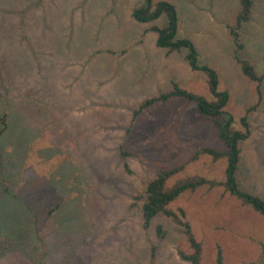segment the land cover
<instances>
[{
  "label": "rangeland",
  "instance_id": "obj_1",
  "mask_svg": "<svg viewBox=\"0 0 264 264\" xmlns=\"http://www.w3.org/2000/svg\"><path fill=\"white\" fill-rule=\"evenodd\" d=\"M141 1L0 0V264H191L179 255L193 252L180 225L160 214L144 227L147 185L181 163L169 186L194 175L224 181L227 160H192L198 148L224 146L193 103L175 97L134 116L174 81L212 98L185 51L159 48L153 24L132 18ZM168 1L180 35L229 90L235 128L249 114L238 179L264 199V78L258 103L236 59L264 77V0L240 29L241 49L230 32L241 0ZM170 207L185 210L202 264H218L219 249L224 264H264V215L224 186L188 191Z\"/></svg>",
  "mask_w": 264,
  "mask_h": 264
},
{
  "label": "trees",
  "instance_id": "obj_2",
  "mask_svg": "<svg viewBox=\"0 0 264 264\" xmlns=\"http://www.w3.org/2000/svg\"><path fill=\"white\" fill-rule=\"evenodd\" d=\"M253 7L254 0H241V10L236 17L235 24L230 27L231 35L238 49L243 47L239 42L241 38L240 29L246 22L251 20ZM132 18L140 23L153 24L151 30L157 34L156 42L159 48L165 49L169 54L185 51V59L189 66L205 75L208 89L212 95V98H209L189 91L174 81L170 90L144 99L134 112V116L137 117L158 103L167 102L175 97L181 98L188 103L196 105L198 112L213 123L218 136L223 142L224 146L222 149L213 146L198 148L192 160H197L202 155H210L215 160L226 159V179L224 181H216L205 176L194 175L180 179L169 186V180L184 170L187 165L186 163H181L172 168L161 170L157 176L149 181L146 188V199L142 206L145 228H148L153 219L160 214L171 218L183 228L193 248L192 253L179 251L180 257L191 262V264H202L203 244L195 237L191 223L186 220L185 210L180 209V212H176L171 209L170 205L188 191L194 192L205 187L213 189L217 186H224L230 194L242 199L244 203L251 206L256 212L264 215V199L259 195L243 190L238 179L242 152L241 143L247 140L251 133L249 114L246 113L241 118L243 129L235 128L234 115L226 109L231 94L228 89L221 88L217 69L207 63L200 62V52L192 38L180 35V16L174 3L168 0H142L140 4L134 6ZM159 21H163V23L159 24ZM236 59L240 63L244 75L256 83L258 103H260L263 95L264 77L258 73L249 60L241 58L238 52L236 53ZM7 128V115L0 114V138ZM2 157L3 152L0 145V164L3 162ZM58 206L52 207L49 213L55 211ZM158 233L162 238L165 236V231L161 225L158 227ZM217 263L224 264L221 249L218 252Z\"/></svg>",
  "mask_w": 264,
  "mask_h": 264
}]
</instances>
